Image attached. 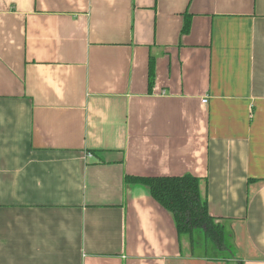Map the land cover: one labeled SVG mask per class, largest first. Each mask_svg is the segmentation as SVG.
<instances>
[{
	"label": "crops",
	"instance_id": "crops-1",
	"mask_svg": "<svg viewBox=\"0 0 264 264\" xmlns=\"http://www.w3.org/2000/svg\"><path fill=\"white\" fill-rule=\"evenodd\" d=\"M187 174L233 256L125 183ZM0 264H264V0H0Z\"/></svg>",
	"mask_w": 264,
	"mask_h": 264
},
{
	"label": "trees",
	"instance_id": "trees-1",
	"mask_svg": "<svg viewBox=\"0 0 264 264\" xmlns=\"http://www.w3.org/2000/svg\"><path fill=\"white\" fill-rule=\"evenodd\" d=\"M189 29L190 20L187 19L183 33H188ZM149 74L153 81L155 74L153 62ZM125 183L147 188L153 199L173 215L179 236L189 237L193 251L201 246L196 238L199 236L204 241L202 246L207 254L212 252L209 242L215 248L213 251L215 255L233 254L225 226L219 218L210 213L207 197L201 190V178L190 174L166 177L126 176Z\"/></svg>",
	"mask_w": 264,
	"mask_h": 264
},
{
	"label": "rangeland",
	"instance_id": "rangeland-1",
	"mask_svg": "<svg viewBox=\"0 0 264 264\" xmlns=\"http://www.w3.org/2000/svg\"><path fill=\"white\" fill-rule=\"evenodd\" d=\"M185 237V239H189V237L188 236H184ZM197 238V241L199 242V245H201V246H199V248H198V251L199 252H203L204 251V249H203V246H202V244L204 243V241H202L201 240V237H199V236H197L196 237ZM227 238H228V243L230 244V246H231V250L233 251L234 250V248H233V242H232V238H231V236H230V234L229 233H227ZM203 242V243H202ZM209 245H210V248H212V249H210L212 252L214 251V247H213V244L211 243V242H209ZM210 251V252H211ZM237 255V254H236ZM232 256V255H231Z\"/></svg>",
	"mask_w": 264,
	"mask_h": 264
},
{
	"label": "built area",
	"instance_id": "built-area-1",
	"mask_svg": "<svg viewBox=\"0 0 264 264\" xmlns=\"http://www.w3.org/2000/svg\"><path fill=\"white\" fill-rule=\"evenodd\" d=\"M203 103L206 104V103H207V99H205V100L203 101Z\"/></svg>",
	"mask_w": 264,
	"mask_h": 264
}]
</instances>
